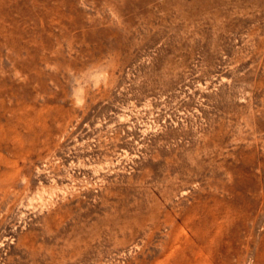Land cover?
Here are the masks:
<instances>
[{"label":"rangeland","instance_id":"rangeland-1","mask_svg":"<svg viewBox=\"0 0 264 264\" xmlns=\"http://www.w3.org/2000/svg\"><path fill=\"white\" fill-rule=\"evenodd\" d=\"M0 264H264V0H0Z\"/></svg>","mask_w":264,"mask_h":264}]
</instances>
